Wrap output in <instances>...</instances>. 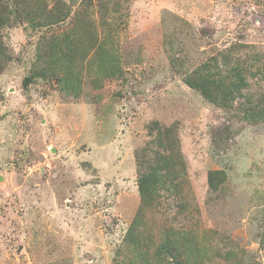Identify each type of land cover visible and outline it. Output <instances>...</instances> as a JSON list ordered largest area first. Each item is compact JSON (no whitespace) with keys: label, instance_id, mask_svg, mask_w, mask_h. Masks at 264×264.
Wrapping results in <instances>:
<instances>
[{"label":"rangeland","instance_id":"1","mask_svg":"<svg viewBox=\"0 0 264 264\" xmlns=\"http://www.w3.org/2000/svg\"><path fill=\"white\" fill-rule=\"evenodd\" d=\"M7 11L0 264H172L158 253L170 242L184 264H264V119L244 113L262 78L246 76L229 106L184 81L203 64L223 71L221 53L263 68L264 0H25ZM31 71L44 77L24 88ZM167 128L175 156L157 146ZM160 157L183 176L162 173L143 205L137 181Z\"/></svg>","mask_w":264,"mask_h":264},{"label":"trees","instance_id":"2","mask_svg":"<svg viewBox=\"0 0 264 264\" xmlns=\"http://www.w3.org/2000/svg\"><path fill=\"white\" fill-rule=\"evenodd\" d=\"M25 0H0V29L5 25H8V20L11 16L10 11L4 15L3 8L4 3L7 5H17L19 3H23ZM21 8V7H18ZM19 13L16 9H13V17H18ZM29 18L30 24L33 27H41L40 24H33V18L27 16ZM53 24V19H47L44 26H48ZM71 44H79L78 40L74 38L71 41ZM103 55L107 56V50L105 48H101ZM78 53L79 51L76 50ZM73 54V52H71ZM221 64L224 66V70H219L217 72H212L211 66L203 64L197 68L195 72H191L189 75L185 76V84L190 88L199 92V94L207 101L215 105H230V102L235 98L241 96L243 91L248 88V82L246 76L250 75L251 77H255L260 75L262 81L264 83V65L262 69H256L254 72L250 71L249 68L243 66L240 62H237L232 65L231 59L228 54L221 53L220 55ZM41 59L43 57L37 56ZM254 61L261 60V56L255 54ZM217 59L215 58L214 61ZM10 61L9 53L6 45L3 42V39L0 35V72L4 70L5 64H8ZM253 62V61H252ZM231 64V65H230ZM230 65L229 68L226 66ZM211 68V69H210ZM258 72V73H257ZM43 78L42 71L32 72L23 79L22 86L26 88L28 85L32 84L36 78ZM257 100H253L252 95L250 98L246 100V108L244 110L245 117L249 120L254 119H264V93L256 98ZM166 138L167 147L163 144V138ZM178 138L176 136V130L174 128H167L159 134L157 146H160L162 149L171 150V155L175 156L176 153L173 151H178ZM177 148V149H176ZM159 166L151 167L150 171L146 174L143 173L137 181V189L140 195V201L143 205L148 204L151 201L152 195L156 191V186L159 182H161V177H164L162 173L169 175L171 178L176 179L182 177L180 173L185 170L184 164H178L176 160L168 158L160 157L159 158ZM177 170V171H176ZM218 172H210L208 176V182L211 187H214L215 183H217L216 175ZM222 181V180H221ZM160 254L167 253L171 258L172 264H184L182 259L178 256V252L175 250L174 242L164 243L159 246Z\"/></svg>","mask_w":264,"mask_h":264}]
</instances>
